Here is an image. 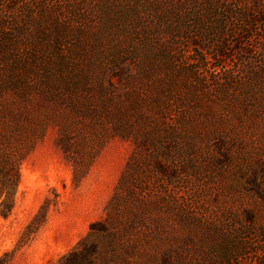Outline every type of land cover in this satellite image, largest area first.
Here are the masks:
<instances>
[{
	"label": "rangeland",
	"instance_id": "rangeland-1",
	"mask_svg": "<svg viewBox=\"0 0 264 264\" xmlns=\"http://www.w3.org/2000/svg\"><path fill=\"white\" fill-rule=\"evenodd\" d=\"M264 264V0H0V264Z\"/></svg>",
	"mask_w": 264,
	"mask_h": 264
},
{
	"label": "trees",
	"instance_id": "trees-1",
	"mask_svg": "<svg viewBox=\"0 0 264 264\" xmlns=\"http://www.w3.org/2000/svg\"><path fill=\"white\" fill-rule=\"evenodd\" d=\"M84 240L76 244L68 254L54 264H84L86 259L90 258L89 253L83 248Z\"/></svg>",
	"mask_w": 264,
	"mask_h": 264
}]
</instances>
